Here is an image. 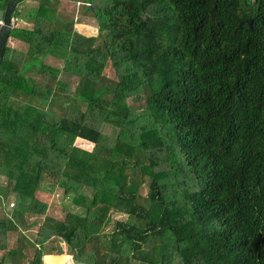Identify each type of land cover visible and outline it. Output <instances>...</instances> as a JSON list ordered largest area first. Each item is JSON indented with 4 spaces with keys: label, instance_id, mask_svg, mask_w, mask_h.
<instances>
[{
    "label": "trees",
    "instance_id": "obj_1",
    "mask_svg": "<svg viewBox=\"0 0 264 264\" xmlns=\"http://www.w3.org/2000/svg\"><path fill=\"white\" fill-rule=\"evenodd\" d=\"M26 1L0 61V264L56 241L79 264H264V0ZM43 189L82 216L48 215Z\"/></svg>",
    "mask_w": 264,
    "mask_h": 264
},
{
    "label": "rangeland",
    "instance_id": "obj_2",
    "mask_svg": "<svg viewBox=\"0 0 264 264\" xmlns=\"http://www.w3.org/2000/svg\"><path fill=\"white\" fill-rule=\"evenodd\" d=\"M36 2L34 0H29L26 1L25 6H33L35 5ZM73 4L70 2H66L64 3V5L62 6L63 9L69 11L72 8ZM74 13L75 16L78 18V28L81 31H85V32H90L91 30L95 31V29L93 28V20L90 17H87L85 15L82 14L81 11V4L77 3L74 5ZM8 46L10 48H14L17 49L19 51L25 52L26 51V47H23L21 45L17 46L15 44H8ZM104 75L110 79H114V75H115V70L114 68H112V66L110 65V63H107V66L104 70ZM100 131L101 133H103L104 135L110 137V138H115L117 136V129L110 127L109 125L106 124H101L100 125ZM84 146L85 148H87V150H90V145L84 142ZM174 167V166H173ZM158 169H163L165 171H167V173L171 172L170 167L168 166V163H162L161 165L158 166ZM172 177L168 176L166 178V180H164V182H167V186L168 189L170 191H172V193H174L173 191H175V199H176V204L180 205L183 201V193H178V191H180L181 189L183 190H187L188 187L181 185V183H174L173 185H171V181H172ZM182 179L181 176L178 177V181H180ZM184 179V178H183ZM185 181H187L185 179ZM149 182V179L146 178L145 179V184H147ZM6 185V181L4 178L0 177V187H3ZM147 192V187L145 185H142V187L140 188L139 193L142 196H145ZM13 196L8 195L7 201L3 202V210L6 211L7 213H9L11 207H12V203H13ZM36 197L39 201L43 202L46 204L47 206V211L46 213L52 217H57L59 219H63L65 214L67 212L69 213H73V214H79L80 216H82V213L77 210L75 207H73L70 203L71 201V196L66 197L61 189H43L41 191H38L36 194ZM127 216L123 213H119V212H112L110 214V220L109 222L102 228V233H107L109 231L112 230L113 227V222L114 221H120V220H126ZM30 220H35L38 223V226L34 227H28L26 228L25 233L28 234V236L30 237H34L37 234V230L40 227V224L42 222V216H35V217H31ZM59 241H56L55 245H56V251L55 253L47 256V258H45L44 256V260L43 258H41V262L44 263L47 262L49 264H79L76 262H68L67 258V248L64 245V243L61 242V244L63 245V249H61L59 247ZM171 250L170 248L168 249V251ZM31 256L32 258H34V254L33 251H31ZM171 261H173L172 264H180L177 256L175 254H173L171 256ZM165 261V260H164ZM166 264H168L165 261Z\"/></svg>",
    "mask_w": 264,
    "mask_h": 264
},
{
    "label": "water",
    "instance_id": "obj_3",
    "mask_svg": "<svg viewBox=\"0 0 264 264\" xmlns=\"http://www.w3.org/2000/svg\"><path fill=\"white\" fill-rule=\"evenodd\" d=\"M22 0H9L4 4L3 9L0 10V61L2 59V52L5 43L8 40L10 29L12 26L11 15L14 11L15 6ZM252 20L247 19L246 23L248 26L251 25Z\"/></svg>",
    "mask_w": 264,
    "mask_h": 264
},
{
    "label": "crops",
    "instance_id": "obj_4",
    "mask_svg": "<svg viewBox=\"0 0 264 264\" xmlns=\"http://www.w3.org/2000/svg\"><path fill=\"white\" fill-rule=\"evenodd\" d=\"M25 230H26V228H25V229H23V230H22V232H23V231H25ZM23 233H25V232H23ZM25 234L28 236V234H27V233H25ZM28 237H30V236H28ZM45 258H47V256H45ZM43 260H44V256H43ZM26 264H27V263H26ZM44 264H49V263H47V262H45V261H44Z\"/></svg>",
    "mask_w": 264,
    "mask_h": 264
}]
</instances>
